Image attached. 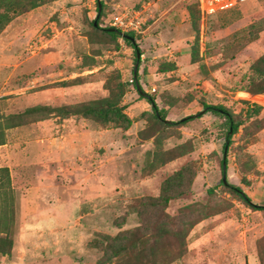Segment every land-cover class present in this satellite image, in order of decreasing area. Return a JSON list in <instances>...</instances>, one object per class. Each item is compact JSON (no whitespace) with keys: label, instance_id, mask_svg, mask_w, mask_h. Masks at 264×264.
Listing matches in <instances>:
<instances>
[{"label":"rangeland","instance_id":"1","mask_svg":"<svg viewBox=\"0 0 264 264\" xmlns=\"http://www.w3.org/2000/svg\"><path fill=\"white\" fill-rule=\"evenodd\" d=\"M4 4L0 115L105 99L119 111L106 123L26 116L6 131L14 246L0 264H151L153 249L160 264H264V95L251 94L264 0L210 16L200 0ZM138 52L139 84L164 120L131 82ZM205 106L240 124L227 154L225 120Z\"/></svg>","mask_w":264,"mask_h":264},{"label":"trees","instance_id":"2","mask_svg":"<svg viewBox=\"0 0 264 264\" xmlns=\"http://www.w3.org/2000/svg\"><path fill=\"white\" fill-rule=\"evenodd\" d=\"M189 12L191 15H194V9L189 8ZM98 19L94 22L95 25H98L100 17L103 15V11L97 9ZM11 16H9L7 7L4 4V0H0V34L5 29L6 25L10 23ZM107 31L113 35L115 38H124V40L130 44L133 43L132 36L128 34H123L121 30L111 28L107 29ZM135 45V44H134ZM138 62V58H137ZM252 77H251V94L252 95H264V56H262L251 68ZM134 85L136 89L144 96L147 97V101L152 105L153 111L155 112L157 118L164 120L165 116L159 112L155 100L152 99L149 95L144 94V91L139 84V74L138 71L135 74L134 72ZM206 113H211L218 117L224 118V123L221 127H225L226 131L224 132V146L223 150L225 154L232 143V138L234 134L239 130L240 124L235 121L233 114L222 106H205ZM59 111L63 115H82L85 117H91L95 120L102 121L106 123L110 121V118L116 114H118L119 108L117 106V101L105 99L100 100L96 104H84L74 108L73 110H67L63 108H50L45 106H38L29 108L23 114L19 115H8L2 116L0 115V146L6 144V131L15 127L22 125V120L26 116H36L43 113H53ZM198 116H203L202 113L198 114ZM195 116H191L189 118H185L180 121V123H186L190 119H193ZM224 183V182H223ZM225 184V183H224ZM11 178L8 168H0V196L2 198V202L0 204V254L1 255H9L13 249L14 241H13V227H14V196L13 190L11 188ZM228 185V184H226ZM234 191L239 194V197L251 204V199L248 195H246L239 188H234ZM254 205V204H252ZM258 210H264V206H256ZM151 257L153 262L151 264H160L159 256L157 252L152 251Z\"/></svg>","mask_w":264,"mask_h":264},{"label":"built area","instance_id":"3","mask_svg":"<svg viewBox=\"0 0 264 264\" xmlns=\"http://www.w3.org/2000/svg\"><path fill=\"white\" fill-rule=\"evenodd\" d=\"M249 0H200L202 13L205 16L214 15L220 12L228 11L236 7L241 2ZM123 25V22H119ZM134 82V79L133 81Z\"/></svg>","mask_w":264,"mask_h":264},{"label":"water","instance_id":"4","mask_svg":"<svg viewBox=\"0 0 264 264\" xmlns=\"http://www.w3.org/2000/svg\"><path fill=\"white\" fill-rule=\"evenodd\" d=\"M99 9L102 10V6H101V4L99 5ZM137 58H138V62H137L136 67H135V74L137 73L138 68H139V61H140V59H141V54H140V52L137 53ZM224 171H226V164H224ZM223 182H224L225 184H228L226 176H224V180H223Z\"/></svg>","mask_w":264,"mask_h":264}]
</instances>
